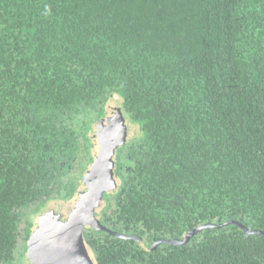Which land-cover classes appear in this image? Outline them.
I'll return each mask as SVG.
<instances>
[{
	"label": "trees",
	"instance_id": "1",
	"mask_svg": "<svg viewBox=\"0 0 264 264\" xmlns=\"http://www.w3.org/2000/svg\"><path fill=\"white\" fill-rule=\"evenodd\" d=\"M112 94L141 134L105 225L146 245L264 230V0H0V264L24 209L75 194ZM88 245L97 264H264V235L231 223Z\"/></svg>",
	"mask_w": 264,
	"mask_h": 264
},
{
	"label": "water",
	"instance_id": "2",
	"mask_svg": "<svg viewBox=\"0 0 264 264\" xmlns=\"http://www.w3.org/2000/svg\"><path fill=\"white\" fill-rule=\"evenodd\" d=\"M100 124L104 126L100 134L101 149L94 159L95 164L90 172V174H94L95 179H84L87 189L76 193L78 194L77 200L67 220H58L53 216H48L44 221L40 217L38 218L37 225L30 239H28L25 254V257L31 258L34 264H97L96 259L93 263L90 262L88 256L82 255L76 248L77 242L83 240L82 230L84 226L107 231L121 238L134 239L140 247L148 251L153 250L162 242L174 245L186 244L192 236L205 228L220 227L230 223L239 226L246 233L264 235V230L251 229L244 223L231 219L223 222L202 223L186 231L182 238L159 239L151 246H146L143 239L138 235H126L107 229L101 224L99 214L96 211L103 203V192L113 190L116 186L113 168L118 145L109 141L110 120L105 115L96 121L92 127Z\"/></svg>",
	"mask_w": 264,
	"mask_h": 264
},
{
	"label": "rangeland",
	"instance_id": "3",
	"mask_svg": "<svg viewBox=\"0 0 264 264\" xmlns=\"http://www.w3.org/2000/svg\"><path fill=\"white\" fill-rule=\"evenodd\" d=\"M104 115H105V117H107L110 120L109 141L118 145L116 148L117 150L126 144L124 147H122V149H123L122 154H124L125 149L127 148V143H129L135 139H138L140 137L141 131L139 129V126L135 122L132 123V121L128 118V115L123 110L121 98L117 94H112L110 99H108V101L105 103L103 116ZM103 127H104L103 124H100L98 126L92 127L88 131L89 135L92 139L91 145L88 143L89 144L88 148L90 149V146H93V156L95 158L101 149L100 148V142H101L100 134L102 133L101 131H102ZM125 139H126V141H124ZM79 145H81V148H80L78 155L76 156V159L73 163V168H77L81 162L85 163L87 161V158H85V156H84L86 153V147H85V149L82 148V146L84 145L83 139L79 140ZM115 155H116V152H115ZM115 158H116V156L114 157V166H115V162H116ZM90 164H91V167H90V169H88L84 173L85 176L82 180L83 183H81L80 189L77 192L85 191L87 189L85 182H84V179H88V180L95 179L94 174H90V172H91V170H93V166L95 164L94 159H92ZM113 170H114V168H113ZM117 182H118V180H117ZM114 184L116 185L115 181H114ZM114 184H112V185L114 186ZM104 193H105V191L103 192L102 195H104ZM77 195L78 194H76L74 197H70L69 199H62V198L50 199L46 203H44V205H41L38 208L37 211H39V212H37V213H39V214H37V215H39V217L43 221H44V219H47L48 216H52V215L56 216L54 218H56L58 220H62V219L67 220L68 217L70 216V214L72 213V208L75 205V202L77 200L76 199ZM107 205H104L103 207H106ZM37 217L38 216H35V213H33L30 208L24 209L23 212L20 213L19 225L21 227V231L23 232L22 235L25 234V229L28 226V224L26 222L28 220L29 221L31 220L34 223V221H36ZM37 222H38V219H37ZM29 239H30V237H29ZM21 246H20V249L18 250L19 256H17V258L20 257V261L18 263H15V264H34L33 260L31 258H29L28 256L26 258L25 256H23L22 252H20ZM24 247H25V245H23L22 249ZM76 248L78 249V251H80L82 253V255H84V254L87 255L90 262L93 263L95 261L94 252L88 246V244L86 243L84 238H83V240H79L77 242ZM25 254H26V251H25Z\"/></svg>",
	"mask_w": 264,
	"mask_h": 264
},
{
	"label": "flooded vegetation",
	"instance_id": "4",
	"mask_svg": "<svg viewBox=\"0 0 264 264\" xmlns=\"http://www.w3.org/2000/svg\"><path fill=\"white\" fill-rule=\"evenodd\" d=\"M92 140V139H91ZM133 141H131V142H129V143H127V148L125 149V152H124V154H122V147H124V146H122L121 148H119L118 150L116 149V158H115V160H116V162H115V166H114V170H113V173H114V175H113V178H114V181L116 182V186L114 187V189L113 190H105V193H104V195H102V199H103V203H101V205L97 208V213L99 214V218H100V222H101V224L102 225H104L107 229H110V230H114V231H117V232H119V233H122V234H126V235H137V234H134V233H126V232H120V231H118L117 229H115V228H112V227H110L109 225H105L103 222H102V218H101V211L102 210H104V208H107V204H109V200L111 199V198H113V195H114V191L115 190H117L118 188H119V186H120V184H121V174L123 173V172H125V171H127L128 170V165H129V157H130V155L128 154L129 152H128V148L130 147V145H131V143H132ZM90 151H91V153H92V156H93V146H90ZM93 159H95V157L93 156ZM90 167H91V164H89L88 166H87V170L88 169H90ZM86 170V171H87ZM84 176H85V174H84ZM84 176H83V178H84ZM83 178H82V180H83ZM81 180V182H80V185H79V187L77 188V190H76V192L80 189V186H81V183H83V181ZM117 180H118V182H117ZM76 192H75V194H76ZM74 196V195H73ZM73 196H71V197H73ZM70 198V197H69ZM69 198H66V199H69ZM57 199H59V198H57ZM63 199V198H62ZM104 205H107L106 207H103ZM37 212H39V211H37ZM37 212H33V213H35V216H38L39 217V215H37V214H39V213H37ZM53 217H56V216H54V215H52ZM38 217H37V219H38ZM37 219H36V221H34V223L30 220H28L26 223L28 224V226L26 227V228H29V236H28V239H29V237H30V235H31V233H32V231L34 230V228L36 227V225H37ZM62 220H65V219H62ZM36 222V223H35ZM20 229V231H21V227L19 228ZM93 230H95L94 228H91V227H89V226H84L83 227V230H82V236H83V238H84V240L86 241V243L88 244V239H89V235H91V234H93ZM98 230V229H97ZM100 231H103V230H100ZM103 232H107V231H103ZM23 233V232H22ZM22 233H21V235H22ZM107 233H109V232H107ZM109 234H111V233H109ZM111 235H113V234H111ZM115 236V235H114ZM28 239H26L25 241L23 240V238H22V240H21V238L19 239V245L17 246V248L15 249V260L11 263V264H15V263H18L19 261H20V257H18L17 258V256H19L18 255V250L20 249V246H21V250H20V252H22V254H23V256H25V251H27V243H28ZM125 239V238H124ZM160 239H168V238H160ZM128 240V239H127ZM157 240H159V239H157ZM156 240V241H157ZM190 241V240H189ZM188 241V242H189ZM143 242H144V240H143ZM155 242V241H154ZM154 242H152L151 243V245L154 243ZM145 243V242H144ZM163 243V242H162ZM161 244V243H160ZM160 244H158V245H160ZM167 244H169V243H167ZM23 245H25V248H23L22 249V247H23ZM151 245H146V246H151ZM157 245V246H158ZM89 246V245H88ZM156 246V247H157ZM155 247V248H156Z\"/></svg>",
	"mask_w": 264,
	"mask_h": 264
}]
</instances>
